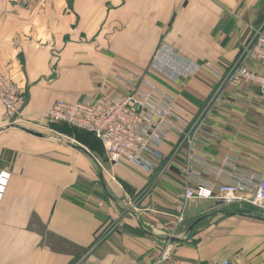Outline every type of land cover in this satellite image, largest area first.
Masks as SVG:
<instances>
[{
    "label": "crops",
    "instance_id": "obj_1",
    "mask_svg": "<svg viewBox=\"0 0 264 264\" xmlns=\"http://www.w3.org/2000/svg\"><path fill=\"white\" fill-rule=\"evenodd\" d=\"M263 5L0 0V74L25 99L18 126L40 134L7 125L0 103V173H9L0 264H264V213L184 200L189 163L178 131L162 144L164 158L144 171L110 163L99 145L63 134L46 118L57 99L123 95L128 80L153 82L191 124L205 114L210 134L198 135L189 185L201 179L217 186L235 175L257 182L264 178V96L251 83L233 86L223 77ZM245 65L260 66L253 59Z\"/></svg>",
    "mask_w": 264,
    "mask_h": 264
},
{
    "label": "built area",
    "instance_id": "obj_2",
    "mask_svg": "<svg viewBox=\"0 0 264 264\" xmlns=\"http://www.w3.org/2000/svg\"><path fill=\"white\" fill-rule=\"evenodd\" d=\"M249 59L260 65L258 70L245 65ZM223 78L233 86L251 83L264 96V11L259 23L248 27L239 56L228 66ZM127 83L129 91L123 95L100 93L74 102L57 99L46 111V118L51 123L91 133L110 163L124 161L144 171L152 169L153 159L164 158L160 148L168 133L176 130L181 135L178 145L186 148L185 156L190 165L199 133L210 134L204 127L205 114L191 124L192 121L183 117L173 99L156 83L140 80ZM0 103L7 125L18 124L24 113L25 99L17 85L3 74H0ZM188 166L185 201L214 199L224 206L238 205L264 213V178L257 182L242 181L235 175L236 179L230 183L215 186L199 179L191 186L190 177L194 172ZM8 179L9 173H0V201ZM180 220L181 215L178 222ZM172 264H230V261L206 263L176 258Z\"/></svg>",
    "mask_w": 264,
    "mask_h": 264
},
{
    "label": "trees",
    "instance_id": "obj_3",
    "mask_svg": "<svg viewBox=\"0 0 264 264\" xmlns=\"http://www.w3.org/2000/svg\"><path fill=\"white\" fill-rule=\"evenodd\" d=\"M263 11H264V5H263ZM55 125H57V124H55ZM64 126H66V125H64ZM74 134H75L76 138H78V140H80L82 143H85L91 147H94L96 144V145H99L101 150H103L100 143L93 137V135L91 133L80 130V131H75ZM244 210H245V212H249V213H253V214H260L259 211H256V210L251 209V208H246Z\"/></svg>",
    "mask_w": 264,
    "mask_h": 264
},
{
    "label": "rangeland",
    "instance_id": "obj_4",
    "mask_svg": "<svg viewBox=\"0 0 264 264\" xmlns=\"http://www.w3.org/2000/svg\"><path fill=\"white\" fill-rule=\"evenodd\" d=\"M15 125H17L18 126V124H15ZM48 125H50V126H56L54 123H51V122H49L48 121ZM58 125V124H57ZM59 127V130L63 133V134H66L67 136H74V137H76L75 136V134H74V132L75 131H80V130H77V129H74V128H71V127H69V126H64V125H58ZM69 139L68 138H66L65 137V141H68ZM123 214H127L126 212L125 213H123Z\"/></svg>",
    "mask_w": 264,
    "mask_h": 264
},
{
    "label": "water",
    "instance_id": "obj_5",
    "mask_svg": "<svg viewBox=\"0 0 264 264\" xmlns=\"http://www.w3.org/2000/svg\"><path fill=\"white\" fill-rule=\"evenodd\" d=\"M10 127L19 128V129H21V130H23V131H25V132H27V133H30V134H33V135L40 136V134H38V133H36V132H34V131L30 130V129L22 128V127H19V126H17V125H10ZM1 130H3V129H0V131H1ZM72 146L75 147V148H79V147H77V146H75V145H72ZM79 149H81L83 152H85L87 155L90 156V154H89L85 149H82V148H79ZM198 221H199V219H197V220L191 225V228H192L193 225H194L195 223H197Z\"/></svg>",
    "mask_w": 264,
    "mask_h": 264
}]
</instances>
